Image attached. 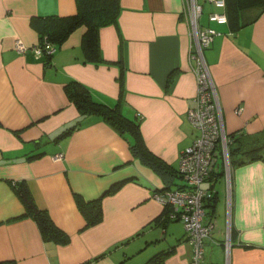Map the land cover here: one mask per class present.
Here are the masks:
<instances>
[{"label": "crops", "instance_id": "obj_1", "mask_svg": "<svg viewBox=\"0 0 264 264\" xmlns=\"http://www.w3.org/2000/svg\"><path fill=\"white\" fill-rule=\"evenodd\" d=\"M118 1L116 26L98 31L102 63L94 66L81 60L82 27L54 48L47 64L33 54L37 34L30 20L71 16L74 0H0V262L142 264L166 250L164 264H190L181 223L157 224L163 209L151 198L155 191L179 188V178L142 163L127 139L100 117L81 116L63 92L75 81L94 101L117 107L138 122L145 149L177 170L181 151L196 137L185 117L194 78L184 0ZM195 2L201 14L208 7L199 25L217 33L203 58L224 132L255 136L264 131V11L231 32L227 24L207 21L217 10ZM67 128L72 130L66 137L53 140ZM230 172L228 218L225 194L220 199L216 184L214 209L204 206L202 224L213 221L214 228L204 240L201 262L264 264V147L261 158ZM120 181L101 199L100 222L85 227L73 194L92 200ZM20 182L66 235L64 244L44 241L34 221L20 217L23 207L12 187ZM211 186L208 181L201 187Z\"/></svg>", "mask_w": 264, "mask_h": 264}, {"label": "trees", "instance_id": "obj_2", "mask_svg": "<svg viewBox=\"0 0 264 264\" xmlns=\"http://www.w3.org/2000/svg\"><path fill=\"white\" fill-rule=\"evenodd\" d=\"M76 11L71 16L58 17H38L30 20V26L37 34L36 49L40 50L45 64L49 62L53 52L52 49L60 46L64 40L77 28L82 27L83 33L80 39L81 60L83 64L98 65L102 63L98 47V31L107 26H116L118 14L120 11L118 0H74ZM226 24L231 32L251 25L264 11V0H224ZM170 77H167L166 84L169 83ZM63 92L66 99L74 106L76 111L81 115H96L104 123L112 127L120 136L128 140L130 149L138 159L149 166L156 172L165 176H176L178 171H171L165 163L150 154L140 137L138 122L123 117L117 110V107H108L104 104L94 101L87 88L81 86L75 81H70L63 86ZM72 128L62 130L53 140L57 141L66 137ZM228 137V163L231 169L234 165L242 164L247 161L261 158V150L264 147V131L255 136L247 135H229ZM223 179V170L221 165L209 174L206 182L210 181L212 186L208 190L213 191V186L218 179ZM124 181L110 185L97 198L85 201L79 195L73 194L76 209L84 219L85 227L93 226L101 220V199L104 196L112 194ZM204 184V183H203ZM202 184V185H203ZM13 191L23 207V213L20 217L31 218L44 241H52L55 244H64L67 241L66 235L57 229L46 213L36 208L30 192L22 182L13 183ZM180 188V187H179ZM169 190L162 189L158 191ZM157 192V191H155ZM217 202L216 193L204 206L212 210ZM163 211L159 218L155 220L157 224H165L170 221L167 218L169 207H162ZM169 251L161 250L152 255L142 264H164L165 257ZM0 264H14L12 261H2ZM87 264V262L82 263Z\"/></svg>", "mask_w": 264, "mask_h": 264}, {"label": "built area", "instance_id": "obj_3", "mask_svg": "<svg viewBox=\"0 0 264 264\" xmlns=\"http://www.w3.org/2000/svg\"><path fill=\"white\" fill-rule=\"evenodd\" d=\"M217 10L208 14L207 21L216 25H225L224 0H203ZM184 16L187 21L191 45L188 58L194 78L192 106L186 110L185 117L190 128L196 134L192 143L181 151L178 157L177 171L180 188L157 191L152 201L164 207L168 205L167 218L181 223L184 241L190 248V264H202L204 240L208 239L214 228V222L202 224L204 203L213 197L214 191L201 186L217 165H221L224 175L225 210L228 218L230 211V168L228 163V137L224 132L215 87L203 58V51L210 45L217 33L210 27H201L199 18L201 6L195 0H184ZM16 50L22 53L17 42ZM53 52L51 49L49 53ZM35 57H41L40 50L33 48ZM59 159L60 155L54 157ZM227 246V244L225 243Z\"/></svg>", "mask_w": 264, "mask_h": 264}, {"label": "rangeland", "instance_id": "obj_4", "mask_svg": "<svg viewBox=\"0 0 264 264\" xmlns=\"http://www.w3.org/2000/svg\"><path fill=\"white\" fill-rule=\"evenodd\" d=\"M207 10H208V7H204V9H203V11H202V17L204 18L205 17V14H206V12H207ZM201 22H202V19H201ZM231 173V172H230ZM223 179L221 178V179H218L217 180V182L215 183L216 184V189H217V191H218V193H219V197H220V199H222V198H224L223 196H224V191H223ZM204 185V184H203ZM178 228H179V226H178Z\"/></svg>", "mask_w": 264, "mask_h": 264}]
</instances>
